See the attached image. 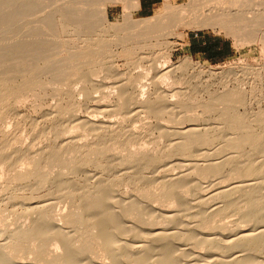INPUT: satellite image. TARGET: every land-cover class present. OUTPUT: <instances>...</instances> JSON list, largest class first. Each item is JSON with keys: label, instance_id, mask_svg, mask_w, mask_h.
Here are the masks:
<instances>
[{"label": "bare ground", "instance_id": "1", "mask_svg": "<svg viewBox=\"0 0 264 264\" xmlns=\"http://www.w3.org/2000/svg\"><path fill=\"white\" fill-rule=\"evenodd\" d=\"M17 1L0 0V12L14 8L16 18L31 14V5L16 12ZM44 1H51L54 10L22 43L11 35L14 29L0 32V167L6 177L2 188L11 193L5 201L15 208L12 223L0 226V264H264V110L245 109L248 102L241 90L216 93L208 89L202 96L195 90L194 97L180 93L171 99L161 85L175 76L178 67L164 69L150 53L136 64H151L149 71L155 72V78L150 86L154 88L145 90L144 85L142 89L144 75H118L114 46L97 31L135 32L148 21L133 20L140 0H123L125 25L109 23L106 4L94 10L92 0H65L62 5L63 0ZM189 1L185 9L189 16L167 5L168 21L161 27L171 29L183 23L221 27L236 34L258 26L259 16L250 19L246 16L250 11L245 10L256 8V2L243 8L241 0L229 1L228 7H224L227 2L223 4L226 0ZM86 32L90 36L84 39L81 35ZM66 34L77 35L83 46L68 48L69 55L58 60V49L65 45L59 41H65L60 38ZM145 48L126 50L136 54ZM33 53L34 59L23 58L27 63L17 62L23 69L16 70L18 57ZM101 73L116 75L115 91L101 96L113 97L116 103L98 106L102 113L123 117L116 127H106L109 120L97 123L101 121L76 114L82 104L96 100L95 91L103 87L96 81ZM69 76H78L83 89L77 91ZM56 84L68 89L56 91L61 102L51 118V136L40 148L18 147L22 138L6 131V120L17 114L29 94ZM78 94H84L85 101H78ZM135 110L172 118L180 112L177 124L189 126L165 130L159 124L162 131L154 146L139 145L143 134L136 131L143 126L131 127ZM131 111L135 112L129 118ZM214 113L217 126L202 128L200 124ZM138 115L135 120L140 119ZM74 129L94 138L81 142ZM24 163L31 166L24 167ZM175 167L185 170L167 176L165 172ZM92 169L97 170L95 175ZM119 170L128 173L114 177ZM130 184L134 193L118 197L116 191ZM25 190L31 194H21ZM62 202L67 203L64 211L57 209Z\"/></svg>", "mask_w": 264, "mask_h": 264}, {"label": "rangeland", "instance_id": "2", "mask_svg": "<svg viewBox=\"0 0 264 264\" xmlns=\"http://www.w3.org/2000/svg\"><path fill=\"white\" fill-rule=\"evenodd\" d=\"M32 1H35V2H32L35 5H33L31 2L26 1V0L25 1L18 0L17 2H19L20 4L16 3L19 5V6L17 5L18 9L16 10L18 11L16 12H21V10L19 9L26 10L27 7L30 5L33 6V9H31L32 7L28 8V11H31V14H26L25 16L23 15L22 17L18 16L16 18L15 15L13 14L14 8H6L0 12V26H1L0 32H2L3 30L9 31L11 29H14L13 34L11 35H15L14 37L16 38V43L18 44L22 43V41L26 39V36H27L26 34L34 33L36 30L35 26L36 27L37 25L41 26L45 22L44 20H47L45 19L46 15L49 18V13L54 10V9L52 10V8L54 7V6L52 7V5L54 4L51 3V1L49 2L48 1L46 2L44 0L43 1L42 0L40 1L32 0ZM64 1L65 0H63L59 4L62 5L61 3H63ZM92 1H93L92 3L93 6L91 7H93V9L94 8L98 9L102 5L106 4L107 9L109 10L121 11L123 9V13L125 12V3L123 0L110 1L108 3H106V1L104 2V0L103 1L102 0H92ZM206 1L207 0H205V2ZM229 1L232 2L233 0L223 1V4L224 2L228 3V4L225 3L224 7L230 6ZM243 1L247 3H244ZM243 1L241 0L240 2H238V3H242L241 5L242 7L244 6L243 8H247L246 6L248 5L246 4H249L248 2L252 4L256 2L255 5H253L254 7L256 6V8L250 7L252 9H245V10L250 11L248 12V14H246L247 17L248 16L251 17L250 19H255V17L259 16L258 22L256 20V22L258 23V26L256 25L257 27L254 28L253 27L254 25H252L253 29L251 27L250 29L241 30V31L239 30L238 33L236 32V34L231 33V32L228 33V31L230 30L228 29L225 30V28H221V27H209V26L208 27H198L196 25L195 26L187 25L183 23L176 25L174 28H171V29L162 28L161 25L168 21L167 17L165 16L166 6L170 5L174 8L175 11L182 12L185 15H187L188 12H186L185 9L187 8L186 6H189V3H190L189 0H185L183 4H174V3L171 4L169 1H167L165 4V9L151 17H142L138 15V13L134 12L133 14L132 12L134 21L141 22V21L148 20L147 23H142L141 27L139 29H136L135 32L133 31L117 32L115 30H111L109 34H102L101 31H97L98 32L97 34L104 35L105 39L109 40L107 44L110 47L114 46L113 50L116 54V57L114 59V64L116 68L118 69L117 74L121 76L126 73L133 74L135 76L140 75V74L144 75V77L147 78V79L144 78L142 81V84H143L142 86L146 85L147 87V89L145 90H150L151 88H154V86H150V85H154L152 84L153 83L152 79L155 78V72L149 71L151 64H149L147 61H143L140 67L137 66L136 63L139 60V58L145 57L143 56L144 54L150 53L152 56V59L156 60L159 63V65L163 66V68L165 66L166 67L168 66V68L169 66L178 67L177 68L178 70L175 73V76L171 78L172 80L165 79L163 83L164 85L163 84L161 85L162 86L161 88H163L162 90H164L165 93H168L167 95L169 97L172 95L173 98L177 99L178 97L176 96L180 93L189 94L194 97L195 94H193V92L195 90L197 91V93H200L201 96L204 95V92L208 89L216 93L217 91H219V93H222L226 89L227 90L230 89L231 91L241 90L245 93L244 96L248 102L247 107H245V109L248 108V110L251 109L253 110L252 112L257 113V112H260L261 110H264V0H248V1L243 0ZM25 2L27 3L25 4ZM37 2L39 6L36 4ZM42 2H46V4L44 3V5H41L40 3ZM94 5L96 6L94 7ZM241 5H238L240 6L239 7L240 9H242ZM21 6L22 7L24 6V7L22 8ZM34 6H36V8ZM37 12L38 14H36ZM262 12L263 14H261ZM260 15L263 16V18H260ZM124 17L125 16L119 15V16H116L115 18H111L108 15V20H109V23L112 25H115V24L125 25ZM58 19L59 18L57 17L56 20L59 21ZM50 20L51 19H49L48 22ZM97 24H98V27L99 25H101L100 22ZM108 26L109 24L103 25V27H108ZM157 26L161 27L160 30L158 29ZM32 29H34V32ZM147 29L152 30V31L154 30V32L152 34H147L146 32H144ZM196 34H198L197 37H196ZM81 36H83V38L85 39L89 37L90 35L89 33L86 32V33H83ZM247 38L249 39L248 41H247ZM60 39L65 40L63 42L62 40L59 41L65 45H61L60 48L58 49V55L56 56V59L58 60L64 59L69 55L68 48L72 46L74 47L83 46L82 41L79 40V37L77 35L66 34V35H62ZM115 41H118L120 43V46L119 45L116 46L117 43H114ZM202 43H206L203 47L208 48L207 49L208 53L206 52L197 53V50L195 51L193 50L192 47H190V45H201ZM139 45L142 47H146L145 50L144 49L139 50L137 51L138 53L136 54H134L135 52L133 53L132 50L130 51L126 50V49H131V48L133 49L134 47L139 46ZM71 51L78 52L81 50L73 49ZM34 55L35 54L33 53V55H30V56H22V58L18 57L15 63L18 62L21 64L25 62L24 64H26L27 63L26 61H29L30 58H32V60L34 59L35 57ZM25 57H29V58H26L28 60L24 61L23 58ZM19 58L22 59L21 62ZM169 61H170V64H168ZM99 62L101 63V60ZM18 63L17 65L15 64L14 67L16 68V70L20 71L23 68H22V65H19ZM29 63L30 62H28V64ZM97 67L99 68V66ZM66 73L69 74V71H66ZM70 77L71 76L67 78H69L70 81L74 84V88L77 89V91L82 90L84 87V84L81 83L78 76H72V78ZM96 81L100 86H103L95 91L94 96L96 100L94 99L95 101H87L86 102L87 105L82 104L80 108L77 110V113H76L77 116L79 117L89 116V118L91 120L93 119V121L94 120L96 122L101 121L97 123L105 122L104 124H106V123H109V122H106L107 120L111 121L110 124H106V127L108 126L111 127L110 125L113 126L115 124H118V125L121 124V119L123 118L122 116L117 115L116 113H108V112L102 113L103 110L100 111L101 108H99V107H103L102 106L103 103L104 104L106 103L105 105H107V103L108 104L116 103L115 102L116 100L113 97L102 99L104 94H111L112 92L115 91V90L113 91L112 89H114V87L117 86L116 75H112L108 77L107 74L101 73L99 74V77L97 78ZM58 88H62L63 90L68 89L66 85L56 84L55 86H51L45 90H40L38 91V93L35 92L36 95H34L35 93L29 94V97L24 99L19 104V107L16 109L17 114L9 117L6 120V124H5L6 131H8L9 133L11 132L15 134L17 138H22V143L18 144L17 145L18 147H21L25 150L29 146L40 148L45 145L47 135L51 136L50 131H49L50 128L53 126V119L51 118L54 116V114L58 110L60 102H61V96H59V94H57L56 92L58 91ZM144 88L145 86L142 89ZM83 95L84 94H81V95L78 94L77 96L78 101H80L81 99L85 101V96L83 97ZM173 95H176V96H173ZM189 95H188V98H189ZM172 97L170 98L173 99ZM245 109L242 108L241 112H245ZM1 111L2 110L0 109V113ZM135 111H137V114ZM135 111H133L135 113L131 111V114H129L130 116L128 117L130 118L133 113L134 116L131 118L137 119L135 115L140 114L138 115L140 119L138 120L132 119L133 121H131V124H133L131 125V127L134 126L133 129L136 126L137 127L135 128V130L139 128L138 126L140 127L143 126L141 128H144V129L139 128L138 129L139 131L138 130L136 131L137 134L141 133L143 134L142 137H144V138L142 137L140 138V140L141 139L143 140L140 141L139 145H145V146L152 148L154 144L156 143L157 138L160 137V132L162 130H159V129H162L161 128L162 126L164 129L166 128L165 130H167V128L168 130H174V129L176 130V129L182 128L185 125L189 126V124H185V125L177 124V119H179L183 115V114H180V112H178L177 115H173L175 117L172 118V117H168L169 115H165V114H162V116L158 117L155 115H149L148 113H145L143 111L141 112L138 110H135ZM190 114H193V113H190ZM215 114L216 113H214L213 115H209L210 117L208 116L207 118L203 117L209 120V121H206L208 124L212 121L213 122L210 123L209 125H207L206 122L205 123L202 122L200 126L202 128L217 126L216 124H218V121L214 120V118L216 119L217 117V115ZM155 117H157L158 119L160 118V120H158ZM103 120L105 121L103 122ZM149 123L152 124V126H154V129L153 127H151ZM144 124L150 125V128L148 125H145L146 127H144ZM159 124L161 125V127H158ZM118 125H115V127ZM155 125L158 127L157 129L159 131L156 129ZM177 125L179 127H176ZM70 126L73 128L74 125L71 124ZM149 129H153L154 132ZM141 130L143 131L145 130V131L143 132ZM42 132L43 133L45 132L44 133L45 136L40 137L39 135ZM73 132L77 136L81 137L82 139L81 142L92 140L94 138L93 135H91L90 133H86L82 130L75 131L74 129ZM76 132H78L79 134ZM145 132H147V135ZM39 140H42V141H39ZM161 141H167V139L161 138ZM27 164L28 163H24V167L31 166ZM3 169L4 168L0 167V188L2 189L0 190V196H2L0 199L1 201L0 202V226L2 227H4V225H7V223L9 222L12 223L14 219L12 211L15 209L14 207H12V205H7L8 202L5 201V200H8V198L11 196V193H7L2 188V187L5 188L6 186L5 185L6 177L5 175H3V172H4ZM183 169L184 168L175 167L169 171H167L168 169H162V171L163 172L167 171L165 172L166 175L167 174L169 175V173L171 172L172 174L170 177H172L174 173L177 174L178 172L180 173L181 171L185 170ZM96 172H97L96 169L91 170V173L93 175H95ZM126 173L128 172L119 170L115 172L113 175L116 178H121V177H124ZM3 190H4V193L2 192ZM124 192H128V195L133 194L134 193L133 185L130 184L127 186L126 185L121 186L116 191V194L118 197H120L121 195H123ZM21 194L28 196L31 194V191L25 190L24 192H21ZM155 204H157L158 206L159 203L157 202ZM169 204L170 203H166L165 205L169 206ZM170 206L172 205L170 204ZM57 209L59 210L61 209L60 211L66 210L67 203L65 202L60 203Z\"/></svg>", "mask_w": 264, "mask_h": 264}, {"label": "crops", "instance_id": "3", "mask_svg": "<svg viewBox=\"0 0 264 264\" xmlns=\"http://www.w3.org/2000/svg\"><path fill=\"white\" fill-rule=\"evenodd\" d=\"M169 1L171 4H183L185 0H140L139 8L133 11L138 13V15L142 17H151L156 15L158 12L165 9L166 2ZM108 15L111 18H115L116 16H124L123 9L121 11H114L108 9ZM206 43H202L201 45H190L193 50H197V53H208V48L203 47Z\"/></svg>", "mask_w": 264, "mask_h": 264}, {"label": "built area", "instance_id": "4", "mask_svg": "<svg viewBox=\"0 0 264 264\" xmlns=\"http://www.w3.org/2000/svg\"><path fill=\"white\" fill-rule=\"evenodd\" d=\"M198 36V34H196V37Z\"/></svg>", "mask_w": 264, "mask_h": 264}]
</instances>
